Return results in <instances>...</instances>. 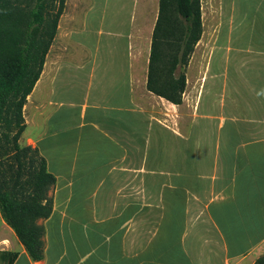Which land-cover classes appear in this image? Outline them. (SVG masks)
Masks as SVG:
<instances>
[{
    "label": "crops",
    "instance_id": "obj_1",
    "mask_svg": "<svg viewBox=\"0 0 264 264\" xmlns=\"http://www.w3.org/2000/svg\"><path fill=\"white\" fill-rule=\"evenodd\" d=\"M158 13L159 0L107 3L95 42L86 16L67 34L79 52L46 62L22 140L56 178L53 212L34 261L0 210V252L17 253L13 264H254L264 255V0H219L187 130L179 113L171 128L166 110L138 101H165L147 90Z\"/></svg>",
    "mask_w": 264,
    "mask_h": 264
},
{
    "label": "trees",
    "instance_id": "obj_2",
    "mask_svg": "<svg viewBox=\"0 0 264 264\" xmlns=\"http://www.w3.org/2000/svg\"><path fill=\"white\" fill-rule=\"evenodd\" d=\"M67 0H0V210L34 261L44 258V221L53 212L55 176L37 148L21 146L24 107L43 73ZM201 0H159L147 90L183 103L187 69L202 39ZM17 253L0 252L13 264ZM254 264H264V255Z\"/></svg>",
    "mask_w": 264,
    "mask_h": 264
},
{
    "label": "rangeland",
    "instance_id": "obj_3",
    "mask_svg": "<svg viewBox=\"0 0 264 264\" xmlns=\"http://www.w3.org/2000/svg\"><path fill=\"white\" fill-rule=\"evenodd\" d=\"M120 0H67L66 9L63 14V17L60 21L59 32L52 44L50 52L47 56L46 62L48 64H53L58 59H70L74 57L75 53L79 52L77 47L73 46L70 41L67 39V34L70 30L82 28L83 23H85V19L87 16V24L89 30H91L94 34H92V41L95 42V39L98 37V31L102 29L98 22L99 17L102 15L103 7L107 3H113ZM132 2V0H124ZM92 7L91 10L89 7ZM218 6L219 0H201V12H202V21H203V35L202 39L197 45L199 46V50L194 53L189 67L187 69V92L185 94V102H183L179 108L173 107L169 103L159 100L156 102H149L146 99H142L144 97L140 96L138 101L143 102L142 104L152 110L155 113L162 114L161 108L166 110L169 114V126L176 127V115L180 114L181 123L184 124L185 130L188 129L191 120L192 113L196 103V98L198 95V90L200 86V82L202 80L204 74V68L207 62L208 50L209 46L214 40L215 27L218 20ZM110 11V9H109ZM153 21H148L143 26V34L144 38L149 36L150 29L153 28ZM143 42V41H141ZM123 48H126V43L123 45ZM144 44L141 43V52L144 51ZM203 50V51H202ZM78 56V55H77ZM80 56V55H79ZM216 73L215 67L213 68L208 85L207 91L211 90L213 87V76ZM219 83V82H218ZM140 91V89L138 88ZM138 91V92H139ZM142 95V93H141ZM187 132V131H186ZM21 146H25L23 140H20ZM171 144V142H170ZM170 148V146H169ZM0 153L7 157L6 149L0 148ZM174 154V152H172ZM171 152L169 151V155ZM264 254V247L259 250V255Z\"/></svg>",
    "mask_w": 264,
    "mask_h": 264
}]
</instances>
